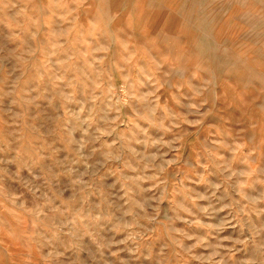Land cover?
I'll return each mask as SVG.
<instances>
[{
	"label": "clouds",
	"instance_id": "obj_1",
	"mask_svg": "<svg viewBox=\"0 0 264 264\" xmlns=\"http://www.w3.org/2000/svg\"><path fill=\"white\" fill-rule=\"evenodd\" d=\"M0 264H264V0H0Z\"/></svg>",
	"mask_w": 264,
	"mask_h": 264
}]
</instances>
